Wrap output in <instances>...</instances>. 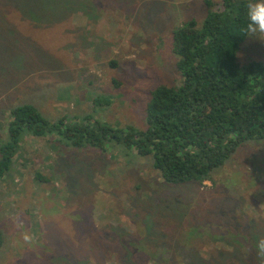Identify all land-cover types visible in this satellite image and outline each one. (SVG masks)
I'll return each instance as SVG.
<instances>
[{
  "label": "rangeland",
  "instance_id": "rangeland-1",
  "mask_svg": "<svg viewBox=\"0 0 264 264\" xmlns=\"http://www.w3.org/2000/svg\"><path fill=\"white\" fill-rule=\"evenodd\" d=\"M205 1L0 0V147L23 103L50 122L145 128L151 91L180 82L172 30L200 23ZM237 60L264 63V40L247 36ZM54 133L24 134L0 178V264H260L264 139L202 184H170L132 149Z\"/></svg>",
  "mask_w": 264,
  "mask_h": 264
},
{
  "label": "trees",
  "instance_id": "trees-1",
  "mask_svg": "<svg viewBox=\"0 0 264 264\" xmlns=\"http://www.w3.org/2000/svg\"><path fill=\"white\" fill-rule=\"evenodd\" d=\"M205 2L208 9L200 23L190 18L172 30L180 82L159 84L151 91L145 128L64 117L50 122L33 105L19 104L9 110L8 141L0 147V178L13 163L24 134L43 137L55 132L59 141L73 147L103 150L106 144L121 145L149 157L170 184H202L240 145L264 139V63L241 65L237 60L247 37V0H221L217 8L211 0ZM2 244L0 230V248Z\"/></svg>",
  "mask_w": 264,
  "mask_h": 264
},
{
  "label": "clouds",
  "instance_id": "clouds-1",
  "mask_svg": "<svg viewBox=\"0 0 264 264\" xmlns=\"http://www.w3.org/2000/svg\"><path fill=\"white\" fill-rule=\"evenodd\" d=\"M245 9L244 33L247 36L264 40V0H247ZM25 239L29 237L25 236ZM255 253L260 264H264V238L257 241Z\"/></svg>",
  "mask_w": 264,
  "mask_h": 264
}]
</instances>
